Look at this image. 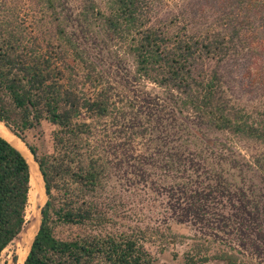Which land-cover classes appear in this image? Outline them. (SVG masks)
<instances>
[{"label": "trees", "instance_id": "trees-1", "mask_svg": "<svg viewBox=\"0 0 264 264\" xmlns=\"http://www.w3.org/2000/svg\"><path fill=\"white\" fill-rule=\"evenodd\" d=\"M79 2L56 37L0 31V120L47 195L23 264H160L148 245L189 238L170 221L194 229L178 264H264V154L233 142L264 145V0ZM45 122L50 153L26 137ZM136 188L155 221L122 207ZM30 190L28 160L0 135V264Z\"/></svg>", "mask_w": 264, "mask_h": 264}, {"label": "rangeland", "instance_id": "rangeland-1", "mask_svg": "<svg viewBox=\"0 0 264 264\" xmlns=\"http://www.w3.org/2000/svg\"><path fill=\"white\" fill-rule=\"evenodd\" d=\"M79 10V0H68L66 7L59 3L56 12L59 14V12L64 11L63 15H65V13L70 14L71 12H78ZM57 14L54 13V9H51L44 4L43 0H0V31L4 29L17 33L22 37H56ZM117 47L121 49L119 45H117ZM147 89L154 92L160 90L155 84L150 82L147 84ZM53 130L54 126L45 122L42 127V135H40V131L38 130H31L27 132L26 137L28 142L35 145L40 153H50L53 152ZM233 142L236 143L240 150H242V153L249 159H252L256 154H264V145H260L253 141L239 140L235 138H233ZM140 143L141 142H139V144ZM120 194L122 196V207H125V209H128L131 212L138 213L141 217L142 215H146L147 220L151 217L152 221H155V215H157L159 211L162 212V208L159 206L156 209L152 208L154 205V196L150 193H144L136 188L128 191L125 190V193ZM46 199L47 197H45L44 200H38V203L36 202V211L35 208L32 207L34 203L32 204L29 202L27 209V216H29L27 217L28 222L26 226L30 222H35L39 216L41 221L40 212ZM170 225L175 233L185 235L189 238L183 240V242H171L163 253L159 252V246L156 243L148 245L150 251L157 256L160 264H178L183 251L188 248V243L191 242L190 237H193L194 235V229L189 224L170 221ZM20 238L21 235L18 239ZM18 239H16L15 242L4 251L2 264H17L19 257ZM174 253L179 254L177 259L174 258ZM15 255L17 256V260H14ZM206 264L226 263L221 260H214Z\"/></svg>", "mask_w": 264, "mask_h": 264}, {"label": "bare ground", "instance_id": "bare-ground-1", "mask_svg": "<svg viewBox=\"0 0 264 264\" xmlns=\"http://www.w3.org/2000/svg\"><path fill=\"white\" fill-rule=\"evenodd\" d=\"M0 135L8 139L14 146H16L26 157L30 164L31 169V190H30V198L29 202L34 203L32 206L33 208L36 207V202L38 200H44L46 197V190H45V183L42 176V173L39 169V165L37 161L35 160L33 154L28 149L24 141L20 139L17 135H15L12 131H10L9 128H7L4 124V122L0 121ZM38 203V202H37ZM36 211V208H35ZM29 216V215H28ZM27 216V217H28ZM40 217V216H39ZM35 220V222H30L22 231L21 238L18 239V261L17 264H23L28 252L31 247V243L35 237V234L39 228L40 225V219Z\"/></svg>", "mask_w": 264, "mask_h": 264}, {"label": "water", "instance_id": "water-1", "mask_svg": "<svg viewBox=\"0 0 264 264\" xmlns=\"http://www.w3.org/2000/svg\"><path fill=\"white\" fill-rule=\"evenodd\" d=\"M1 121V120H0ZM6 126V125H5ZM7 127V126H6ZM7 128H9V127H7ZM10 129V128H9ZM10 131H12L11 129H10ZM16 135V134H15ZM2 136V135H1ZM8 140V139H7ZM23 141V140H22ZM25 143V142H24ZM27 146V145H26ZM46 197H47V195H46ZM47 200V199H46ZM46 202V201H45ZM42 209V208H41ZM41 213V212H40ZM40 223H41V221H40ZM40 226V225H39ZM25 229V228H24ZM39 229V228H38ZM24 231V230H23ZM38 231V230H37ZM37 233V232H36ZM32 244V243H31Z\"/></svg>", "mask_w": 264, "mask_h": 264}]
</instances>
